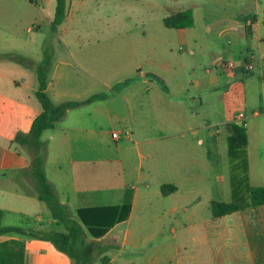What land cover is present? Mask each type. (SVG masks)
I'll return each mask as SVG.
<instances>
[{"label":"crops","instance_id":"obj_1","mask_svg":"<svg viewBox=\"0 0 264 264\" xmlns=\"http://www.w3.org/2000/svg\"><path fill=\"white\" fill-rule=\"evenodd\" d=\"M87 1L67 0L66 17L52 31L56 1L33 0L42 12H27L29 21L38 13L50 31L27 27L36 58L17 54L25 60L14 61L1 55L15 53L0 52V177L12 174L31 188H15L11 207L5 205L9 190L0 187V240L23 238L24 264H73L49 240L4 231L37 225L65 231L37 198L32 181L19 174L30 159L13 143L41 112L36 92L45 58L42 35L53 41L44 72L50 100L79 102L41 134L48 181L75 219L77 209L128 205L122 220L94 238L101 250L97 262L103 264V257L105 264H264V204H248V191L236 186L242 208L221 217L210 209L211 201L235 198L228 124L241 125L234 119L241 111L246 183L264 186V0H210L212 7L199 13L201 34L198 1L177 7L178 0H168L173 6L165 13L147 16L141 27L132 24L126 32L130 59L122 66L116 62L107 74L101 36L91 35L100 30L77 24ZM155 9L150 5L148 12ZM186 9L192 11L191 26L164 25L166 17ZM110 47L116 59L118 49ZM227 60L234 63L231 72L220 66ZM11 61L19 72L5 68ZM11 212L17 221H7Z\"/></svg>","mask_w":264,"mask_h":264},{"label":"trees","instance_id":"obj_2","mask_svg":"<svg viewBox=\"0 0 264 264\" xmlns=\"http://www.w3.org/2000/svg\"><path fill=\"white\" fill-rule=\"evenodd\" d=\"M32 2L33 0H27ZM55 10L53 19L50 22V28L55 31L64 21L67 12V0H55ZM163 23L167 27H189L193 24L192 11L186 9L166 17ZM44 61L39 66V85L36 92V98L39 102L41 112L34 118L27 133H18L13 140L16 149L25 152L30 159L27 168L20 169L19 174L26 176L32 181L37 198L43 201L49 209L52 218L57 220L58 225L63 224L65 231L56 228L48 229L46 226L37 225L27 230L10 226L4 231H16L31 237L51 241L61 252L67 254L73 264H93L100 255V244L94 238L102 236L114 223L122 220L128 210V205L121 206H102L92 208H81L76 210L77 219L71 217L67 208L63 206L57 197V194L48 181L44 163L46 157L45 143L41 139V134L47 129H51L62 119L67 109L76 106L79 102H64L61 104L53 103L47 92V81L44 72L49 64L50 54L48 47L44 48ZM6 58L22 62L24 57L17 54H2ZM228 136V154L231 161V167L235 174V169H242L241 175L235 178L244 180L246 183V160L244 148L247 138L244 132V126L229 123ZM247 185V183H246ZM236 187L233 183V188ZM166 186L162 190L167 191ZM250 205L264 204V186H248ZM168 189H172L171 187ZM238 192L234 188L235 198L230 202L211 201L210 209L214 217H221L232 213L240 208L242 204L236 198ZM3 211L0 209V232L2 231L1 221ZM88 236L93 237L88 239ZM25 242L23 238H12L0 240V264H24ZM105 264V259L100 258Z\"/></svg>","mask_w":264,"mask_h":264},{"label":"rangeland","instance_id":"obj_3","mask_svg":"<svg viewBox=\"0 0 264 264\" xmlns=\"http://www.w3.org/2000/svg\"><path fill=\"white\" fill-rule=\"evenodd\" d=\"M198 4L195 8L196 15V28L198 33H203L202 27V19L199 15L202 12V7L205 5L211 6L209 3L210 0H197ZM178 4L175 5L177 7H186L187 0H178ZM156 6L159 9H155V12H148L149 6ZM169 6H173L172 2L168 0H88L83 8H81L80 12H78V19L77 24L82 26H91L96 27L100 30V35L93 33L91 35H98L101 36V43H102V57H103V73L107 74L109 69L117 62V65L122 66L126 65L129 61L130 57L128 55V45L127 40L128 37L126 32L131 30V26L133 23H138V27L142 26V19H145L147 16H157L159 15L158 10L160 12L165 13L163 11H167ZM41 6L31 4L30 1L27 0H0V52H7V53H15V54H27L33 55L34 53L31 52V44L32 41L29 40L28 35L30 34L27 32V27H33L35 30V26L38 24L41 26V31L45 33L48 30L45 21H41L42 15H36V20L34 22H30L31 15L27 12H42ZM212 7V6H211ZM219 9V8H218ZM218 9H213L214 13L219 12ZM162 10V11H161ZM218 14V13H215ZM44 19V18H43ZM30 20V21H29ZM137 21V22H134ZM220 24L214 25L212 28L218 29ZM109 27H116L115 31L112 33L106 32ZM48 35L50 31L48 30ZM89 35V34H87ZM43 39V40H42ZM49 39V38H48ZM46 39L45 36L40 35L39 41H43L45 43V47H48V53L50 54L51 47L53 46V41ZM56 44V41H54ZM110 44H114L118 49V57L115 59L113 55H111ZM110 47V48H109ZM114 47V46H112ZM44 50V49H43ZM76 63V62H74ZM5 68H8L13 73L15 71H20V65L18 63L11 61L7 62ZM31 69L29 66L25 67ZM24 67L21 68L23 73H27ZM28 74V73H27ZM242 169H235L236 175H241ZM234 185L239 186L240 188H244L247 190V185L244 180H239L237 178L233 179ZM21 185L18 184L12 174H9L7 178L0 177V187L6 188L9 190V195H7L5 205L14 207L15 200L17 197L12 193L15 188H19ZM22 190L30 189L27 186L20 187ZM34 190V187H33ZM22 205L24 203H28L26 198L22 197ZM7 221L14 220L17 221V215H13V213H8ZM24 221V219H22ZM21 220V221H22ZM20 222V220H18ZM25 222V221H24ZM50 229L49 227H47ZM99 258H97L93 264H99L97 262Z\"/></svg>","mask_w":264,"mask_h":264},{"label":"built area","instance_id":"obj_4","mask_svg":"<svg viewBox=\"0 0 264 264\" xmlns=\"http://www.w3.org/2000/svg\"><path fill=\"white\" fill-rule=\"evenodd\" d=\"M220 66H221V68L226 69L229 72H231L233 67H234V63L232 61H230V60H227V61L221 62ZM245 67L247 69L251 68V66L249 64H247ZM234 119L235 120H239L243 125H245L246 116H245L244 112L241 111V112H238L237 114H235ZM111 136H112V138H117L118 137V133L117 132H113V133H111Z\"/></svg>","mask_w":264,"mask_h":264}]
</instances>
